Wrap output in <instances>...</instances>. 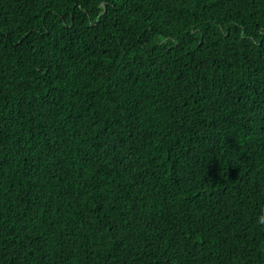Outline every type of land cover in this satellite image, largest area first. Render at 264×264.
Returning <instances> with one entry per match:
<instances>
[{
    "label": "trees",
    "instance_id": "obj_1",
    "mask_svg": "<svg viewBox=\"0 0 264 264\" xmlns=\"http://www.w3.org/2000/svg\"><path fill=\"white\" fill-rule=\"evenodd\" d=\"M0 264H264V0H0Z\"/></svg>",
    "mask_w": 264,
    "mask_h": 264
}]
</instances>
